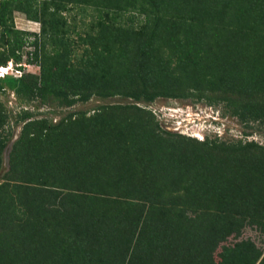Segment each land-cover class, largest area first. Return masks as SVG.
Wrapping results in <instances>:
<instances>
[{"label": "trees", "instance_id": "obj_1", "mask_svg": "<svg viewBox=\"0 0 264 264\" xmlns=\"http://www.w3.org/2000/svg\"><path fill=\"white\" fill-rule=\"evenodd\" d=\"M89 8L83 32L65 13ZM16 11L40 33L17 28ZM127 12L144 24L123 25ZM27 43L40 73L0 77V91L135 102L57 121L22 112L0 179V264H208L219 246L217 264H264V247L240 239L250 226L264 241V144L166 131L139 103L223 101L263 126L264 0H0V65L24 69ZM8 123L0 100V170Z\"/></svg>", "mask_w": 264, "mask_h": 264}, {"label": "rangeland", "instance_id": "obj_2", "mask_svg": "<svg viewBox=\"0 0 264 264\" xmlns=\"http://www.w3.org/2000/svg\"><path fill=\"white\" fill-rule=\"evenodd\" d=\"M70 22H74L78 25L77 29L86 30L96 18L97 12L89 8L87 12L78 13L77 9H70L65 13ZM145 15L137 12H127L119 17V21L130 27L139 28L145 22ZM15 24L17 28L22 30L37 32L41 31V24L36 21L29 20L25 13L16 11L15 12ZM73 33V37H76ZM34 36L30 39L32 40ZM34 46L27 43L24 51V57L22 65L23 73L32 72L40 73V67L37 64H31L27 60V52L32 51ZM80 49L78 52H81ZM14 69L20 68L12 60ZM6 65V66H7ZM21 69V68H20ZM16 72L15 70H12ZM10 75L7 74L6 76ZM13 76V75H12ZM3 77V76H1ZM0 100L4 104L6 112L9 114V123L6 125V132H12L13 137L11 142L6 147L3 153V166L0 170V179L3 173L9 169L10 151L12 149L13 141L19 136L23 122L19 120L20 115L24 110H29L35 114V116H46L51 118L53 121H57L60 118L75 111H88L93 113L97 107L102 104H128L135 102L130 98L124 97H112V98H101L94 96L87 102H78L74 106L67 107L59 105L58 102L52 101L43 104L39 99L26 100L21 96L17 95L13 90L7 88L5 91H0ZM142 106L150 109L156 119L158 120L161 129L170 131L177 134H185L187 136L196 137L200 140L206 138L217 139L220 141L234 142L239 140H255L259 143L264 144V125L258 123H251L247 125L246 122L242 121L238 116L232 113V107L226 102H210L206 99H198L196 97L188 98H166L159 97L153 102H139ZM251 238L259 246L264 247V241L261 233L255 227L248 226L244 230L243 236L240 238ZM236 240L231 237L226 244L235 242ZM222 247L213 248L205 255L206 262L208 264H217L219 260V252Z\"/></svg>", "mask_w": 264, "mask_h": 264}, {"label": "built area", "instance_id": "obj_3", "mask_svg": "<svg viewBox=\"0 0 264 264\" xmlns=\"http://www.w3.org/2000/svg\"><path fill=\"white\" fill-rule=\"evenodd\" d=\"M12 70H15L16 72H13ZM6 72H7V74L13 75L15 77H20L23 74L22 69H20V68H15L14 69V66H13L12 62H10V64L7 65V66L0 65V77L1 76L5 77L6 76Z\"/></svg>", "mask_w": 264, "mask_h": 264}, {"label": "water", "instance_id": "obj_4", "mask_svg": "<svg viewBox=\"0 0 264 264\" xmlns=\"http://www.w3.org/2000/svg\"><path fill=\"white\" fill-rule=\"evenodd\" d=\"M10 158V157H9Z\"/></svg>", "mask_w": 264, "mask_h": 264}]
</instances>
